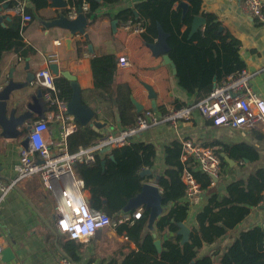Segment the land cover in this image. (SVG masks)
<instances>
[{
    "label": "crops",
    "instance_id": "crops-1",
    "mask_svg": "<svg viewBox=\"0 0 264 264\" xmlns=\"http://www.w3.org/2000/svg\"><path fill=\"white\" fill-rule=\"evenodd\" d=\"M2 1L6 0H0ZM139 1L141 0H118L113 4H103L97 10L93 22H88L82 31H73L59 23L65 18L67 7L57 8L50 0L47 7L37 11L29 0L27 4L33 14V20L23 24L21 30L23 49L26 51L22 54L11 50L4 54L0 60V84L5 85L11 75L14 81H25L30 72L35 73L38 69L57 62L60 70H68L76 76L81 86L82 102L95 111L96 118L108 123V127L100 130L102 133L125 128L120 124L121 113L115 95L121 87L130 88L131 100L134 98L139 101L144 108L143 111L148 108L154 109L148 96L147 85L156 93V110L159 112L204 98L205 94L190 93L179 85L171 66L164 63L162 55L153 54L142 33H133L122 27L123 21L118 17L119 12L134 7ZM202 2L203 11L216 15L222 34L230 33L241 40L240 57L245 62V67L254 71V89L264 98V28L261 23L242 10L239 0ZM177 5L178 3L175 7ZM203 27L204 25L200 29ZM156 40L157 38L154 41ZM104 55H113L116 59L111 75L113 84L109 88L96 86L92 69V60ZM120 56L128 57L131 66L127 68L119 66ZM37 89L38 87L29 84L24 89L13 91L8 101V114L16 102L19 103L17 113L24 112L29 95ZM135 110L137 111L136 107ZM37 118L40 117L34 119ZM70 124L75 125L72 131L74 132L77 129V121L72 120ZM1 132L0 128V180L9 181L16 175L15 167L19 163L21 142L26 132L16 142L5 138ZM56 132L57 124L52 128L50 137L55 136ZM136 139L156 146L152 177L146 182L152 180L154 182V176L163 172L166 146L175 139L181 141L191 139L201 145L216 147L223 156L226 155L222 150L223 145L241 142L248 143L258 151L257 160H242V163L240 160L225 156L228 164L221 165L223 180L218 181L213 187L221 194L225 192L230 181L247 178L257 168L264 166L263 129L216 126L199 111H196L192 120L183 122L178 127L162 124L143 131ZM34 183V190L29 193L12 189L2 196L0 190V228L4 231V250L11 248L13 255L7 254L5 258L1 255L0 264H59L58 260L63 255L59 243L70 240L56 228L53 216L54 199L51 192L45 190L37 179ZM87 194L90 197L88 190ZM202 200L203 197L199 203L190 206L187 219L183 222L190 231L198 227L197 214L202 207ZM181 201L185 199L182 198ZM168 209L169 207L163 206L162 214ZM263 223L264 205L254 206L244 220L226 236L213 244L201 247L200 254L213 257L215 251L223 253L240 231ZM148 230L157 234L155 224L154 229ZM80 242L84 244L81 248V259L74 264H106L111 258L120 257L121 252L136 248L132 241L124 235H118L114 228L103 229L101 238L94 236ZM116 244H120L118 246L121 247L117 248ZM110 255L112 256L107 259Z\"/></svg>",
    "mask_w": 264,
    "mask_h": 264
},
{
    "label": "trees",
    "instance_id": "trees-1",
    "mask_svg": "<svg viewBox=\"0 0 264 264\" xmlns=\"http://www.w3.org/2000/svg\"><path fill=\"white\" fill-rule=\"evenodd\" d=\"M35 9L47 7L50 0H31ZM90 9L86 12L89 23L93 22L97 10L103 4H113L118 0H88ZM182 0H141L134 7L121 10L118 17L122 21L133 18L145 28L142 36L147 42H154L158 36V23L169 33V56L176 65L179 85L190 93L208 95L216 83L237 70L245 67L240 57L242 42L230 33L222 34L220 23L214 13L203 11L202 0H190V10L182 20V10L175 5ZM83 0H68L69 4L80 6ZM31 13V9L28 8ZM206 18L203 29L189 37L191 23L195 15ZM0 23V60L8 51L24 53L21 35L23 23L20 17L6 15ZM186 27L185 30L183 28ZM79 44V43H78ZM115 57L104 55L92 60V69L97 87L109 88L113 84L112 70ZM216 78V81L214 79ZM59 96L68 101L72 96L70 81L64 76H56ZM105 93V92H104ZM121 113L120 124L124 127L136 122L137 115L131 100L129 87H121L115 93ZM178 107L182 104L177 105ZM165 110V109H164ZM107 119V118H105ZM102 131L90 125H80L69 135L71 151L92 144ZM182 141L175 139L165 149V168L154 176V182L162 192V206L169 207L155 221L157 238L148 230L150 209L142 207L141 216L134 217L137 209L126 212L129 200L138 195L152 173L141 175L143 169H152L156 160V146L153 143L134 138L130 143L96 154L92 163H77L76 173L89 191L90 207L106 212L117 222L114 227L118 235H124L136 248L121 252L120 257L111 258L106 264H264V223L239 232L235 240L223 253L215 251L213 257L200 254L205 244H213L226 236L250 213L254 206L261 205L264 191V166L257 168L247 178L230 181L225 192L213 190L218 181L223 180L220 172L218 181L207 173L196 170L192 160L182 161ZM224 153L234 160L255 161L258 151L245 142L223 145ZM221 165H227L226 155H222ZM185 167L191 169L204 189L202 207L197 214L198 227L192 228L189 239L182 242L179 233L180 222L187 219L190 204L181 201L186 195V185L182 180ZM131 220H124V214ZM161 240V249L155 240ZM83 242L67 240L59 243L61 254L74 263L81 259Z\"/></svg>",
    "mask_w": 264,
    "mask_h": 264
},
{
    "label": "built area",
    "instance_id": "built-area-1",
    "mask_svg": "<svg viewBox=\"0 0 264 264\" xmlns=\"http://www.w3.org/2000/svg\"><path fill=\"white\" fill-rule=\"evenodd\" d=\"M28 1H2L0 14L18 16L22 23L26 24L33 20V16L28 12ZM66 1V16L70 20L75 19L80 12L86 14L90 9L88 0H83L80 6L68 4V0ZM239 3L242 10L257 19L264 28L263 0H239ZM122 27L133 33H142L145 30L131 17L122 23ZM118 64L122 68L131 66L126 56H120ZM254 74L248 67H242L221 79L208 95L196 102L180 107L172 106L162 112L148 108L137 116L133 125L119 131H107L92 144L71 151L69 135L75 125L70 124L74 119L67 112L68 101L59 96L56 76L50 68H40L35 72L31 84L43 91L47 101L45 117L28 123L25 131L27 146L21 149L19 163L15 167L16 175L9 181L0 180L1 195L4 196L12 189L29 193L34 190V181L37 179L45 190L51 192L56 228L67 239L83 241L94 237L98 229L114 228L117 222L106 212L90 207L87 189L76 173L77 163H92L102 149L126 145L152 127L162 124L178 127L181 123L192 120L196 111L216 126L244 129L260 127L264 130V98L254 89ZM3 86L0 84V90ZM55 124L56 135L50 137ZM182 146V161L191 159L195 169L207 173L215 183L213 177H219L222 161L217 148L201 145L191 139L182 140ZM240 161L242 163V160ZM182 180L186 185L185 201L189 202L190 206L199 203L204 189L188 167L183 170ZM261 204L264 205V191ZM140 216L141 210H137L134 217ZM123 219L132 221L128 213L124 214ZM4 248V231L0 228V256ZM58 263L74 264L66 255H61Z\"/></svg>",
    "mask_w": 264,
    "mask_h": 264
},
{
    "label": "water",
    "instance_id": "water-1",
    "mask_svg": "<svg viewBox=\"0 0 264 264\" xmlns=\"http://www.w3.org/2000/svg\"><path fill=\"white\" fill-rule=\"evenodd\" d=\"M52 1H53V5L57 8L67 7L66 0H52ZM176 8L182 10V20H184L190 10V0L180 1ZM201 12H203V9H201ZM6 18H9V16L7 17L6 15L0 14V23H3V21ZM59 23L61 25H64L72 29L73 31L76 30L82 31L83 28L88 23V20L86 14L80 12L79 15L73 20L68 19L67 16L65 15V18L60 20ZM205 24H206V18L202 14L195 15L191 23L189 36L195 34ZM168 37H169V33H167L164 30L163 26L160 23H158L157 40L154 42H148L147 45L152 50L154 55L156 56L162 55L164 63L170 65L173 74L176 75L177 73L176 65L169 56L170 46L168 44ZM49 68L54 73L55 76L62 75L70 81V85L72 87V96L68 100L67 112L73 115L74 120L77 121L80 125L83 126L90 125L98 130H102L108 127V123L106 121L96 118L95 111L91 107L87 106L82 102L81 86L76 76H74L68 70H60L57 62L50 63ZM34 78H35V73L32 72H30L27 75L25 81H14L13 75H11L10 80L0 90V128L2 129L1 134L5 138L10 139L13 142H16L17 139L25 133L27 129V124L30 121L34 120V118H36L37 116L40 118L45 117L47 101L43 96V91L41 88H38L35 92L29 95V101H27L26 103V110L24 112L20 114L17 113L19 103L16 102L10 114H8V101L10 100V96L12 92L28 87ZM146 87L149 92L148 96L151 99L152 107L156 110L157 109L156 93L154 92L151 86L147 85ZM132 102L137 108V111H142L144 109L142 104L139 101H136L134 98H132ZM21 145L22 147L27 146V138L22 140ZM109 150L111 149L104 148L102 149L101 152L103 153ZM228 160L231 159L228 158ZM150 173H152V169L146 168L143 169L140 174L144 176ZM213 178L215 182L218 181V177H213ZM213 190L216 189L214 188ZM142 207H146L150 209L148 228L154 229L155 220L157 219V217H159L162 214L163 206H162V192L159 186L155 182H153V180L150 182H146L143 185L142 191L138 195H136L135 197L129 200L124 210L126 212L134 209L141 210ZM179 226H180L179 233L183 235L182 242H185L189 239L190 228L183 222H180ZM152 234L154 235V237L157 238L156 233H152ZM101 236H102V229H98L95 233V237L101 238ZM155 244L157 248L160 250L161 240L156 239ZM7 254L13 256L11 248H7L2 252L3 258H5ZM117 264H121V263H117ZM214 264H222V263H214Z\"/></svg>",
    "mask_w": 264,
    "mask_h": 264
},
{
    "label": "rangeland",
    "instance_id": "rangeland-1",
    "mask_svg": "<svg viewBox=\"0 0 264 264\" xmlns=\"http://www.w3.org/2000/svg\"><path fill=\"white\" fill-rule=\"evenodd\" d=\"M114 243V242H113ZM117 245V248L119 247H121V246H118V245H120V244H116ZM123 247V246H122ZM123 248H125V246L123 247ZM127 250H128V248H126ZM112 255H110V256H108V258L107 259H109L110 257H111Z\"/></svg>",
    "mask_w": 264,
    "mask_h": 264
}]
</instances>
